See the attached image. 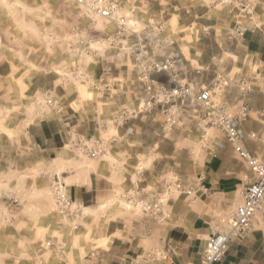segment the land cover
<instances>
[{"label": "rangeland", "instance_id": "374dc122", "mask_svg": "<svg viewBox=\"0 0 264 264\" xmlns=\"http://www.w3.org/2000/svg\"><path fill=\"white\" fill-rule=\"evenodd\" d=\"M260 54L264 0H0V190L18 200L0 201V264H173L202 216L221 231L247 180L229 211L198 203L206 110L147 104L142 75L208 90L231 114L233 94L264 86ZM150 59L177 60L174 80ZM99 170L112 190L77 200L71 186Z\"/></svg>", "mask_w": 264, "mask_h": 264}, {"label": "crops", "instance_id": "0c3cea01", "mask_svg": "<svg viewBox=\"0 0 264 264\" xmlns=\"http://www.w3.org/2000/svg\"><path fill=\"white\" fill-rule=\"evenodd\" d=\"M260 58V65L264 70V55ZM242 91V90H241ZM239 91L229 99L231 114H237L242 105L247 108L245 119L241 122L243 133L242 144L244 148L255 157L264 153V88L260 86L250 87L246 91ZM242 96V97H241ZM227 110V106H224ZM43 137L47 139L44 132ZM223 137L218 140L213 156L206 164L205 174L199 179L201 191L198 203L208 207L217 214L229 211L237 202V192L242 187V176L247 180L251 173L247 166L239 160L236 152L226 143ZM100 170L89 171L85 176L84 184L71 186V193L77 200H90L97 202L106 197V193L112 190V186L98 178ZM242 187V191L243 188ZM90 192H92L90 194ZM242 192L240 194V200ZM211 213L202 216L198 224L192 227L191 234L186 235V241L181 248L173 252V264H199L206 241L212 231ZM207 237V239H202ZM203 240V241H202ZM217 264H264V226L259 220L253 222L250 230L242 236L230 240L225 255Z\"/></svg>", "mask_w": 264, "mask_h": 264}, {"label": "built area", "instance_id": "2783aa9c", "mask_svg": "<svg viewBox=\"0 0 264 264\" xmlns=\"http://www.w3.org/2000/svg\"><path fill=\"white\" fill-rule=\"evenodd\" d=\"M111 14L112 10L109 8L101 11L103 17H110ZM176 63L177 60L171 59H150L147 72L167 73L174 80L173 69ZM142 78L146 84L147 94H150L149 98L145 100L147 104L156 102L164 105L169 103L182 105L187 101H191L205 108L206 113L197 124L202 132L201 147L203 149H208V146L217 147L219 145L218 142L211 141L208 132L211 129L219 130L226 142L234 148L238 158L250 170L251 176L247 179V183L243 188L241 202L229 216L222 220V230L208 237L199 263L217 264L223 259L232 238L247 233L256 220H259L264 226V153L260 157H255L242 144L241 122L246 117L247 108L242 105L237 114L231 115L223 106H215L211 103L208 90L195 92L188 84L181 83L171 89H166L163 86L155 87L148 73H144ZM261 82L264 85V73L261 76ZM249 88L250 86L245 89L242 88V91H246ZM91 156L94 157L95 154L91 153ZM52 188L56 206L59 211H63L68 206L67 192L65 183L58 174L54 176ZM0 201L18 203L17 198L2 190H0Z\"/></svg>", "mask_w": 264, "mask_h": 264}]
</instances>
